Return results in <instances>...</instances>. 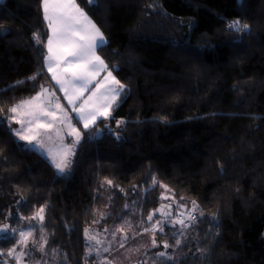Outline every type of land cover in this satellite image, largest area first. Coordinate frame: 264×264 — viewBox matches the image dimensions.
Instances as JSON below:
<instances>
[{"label": "trees", "instance_id": "16d2710c", "mask_svg": "<svg viewBox=\"0 0 264 264\" xmlns=\"http://www.w3.org/2000/svg\"><path fill=\"white\" fill-rule=\"evenodd\" d=\"M75 2L104 35L98 53L125 95L59 175L16 139L8 112L41 86L54 93L42 0L0 3V224L31 233L25 244L0 238V264L16 245L38 264H87L85 229L159 219L161 185L172 203L198 206L162 264H264V0ZM236 20L250 32L231 30ZM41 206L44 220L32 219Z\"/></svg>", "mask_w": 264, "mask_h": 264}, {"label": "snow or ice", "instance_id": "6c2138e0", "mask_svg": "<svg viewBox=\"0 0 264 264\" xmlns=\"http://www.w3.org/2000/svg\"><path fill=\"white\" fill-rule=\"evenodd\" d=\"M94 4L95 0H91ZM42 8L44 13V20L47 22V27L50 32L45 47L47 48V55L43 57L45 65L48 71L52 73V78L60 86V90L64 92L65 98L70 105H73V111L78 114V118L83 122V128L89 129L96 125L99 117L108 119L111 117V109L113 106H118L119 98L124 95L126 85L121 83L112 73L108 70V66L100 56L96 55L97 50L106 46L107 41L97 26L88 19L87 15L76 4L75 0H42ZM229 28L231 30L243 33H249L250 28L247 24H241L239 20L233 21ZM37 44L41 43V38L38 33L33 34ZM55 69V71H54ZM59 71V75L57 72ZM101 71H106L107 76L103 81H97L95 84V90H90L91 95L85 100L79 107L75 106L76 100L83 95L84 90H88V86L96 79V76ZM67 74V75H65ZM29 79H36V76L29 77ZM23 83L22 81H18ZM79 90L78 92L75 90ZM103 89V91H101ZM47 95L48 104L43 103L42 97ZM54 93H49L46 88L41 86V91L36 96L30 98L28 101H22L19 104L13 105L8 109V112L13 114H19L21 109L27 107L28 110L24 112V116L28 117V127H25L24 120H17V123L21 124V128L15 130V134L19 136L21 140L28 141V147L35 148L37 145L43 147L40 144L38 137L40 136V129H48L53 126V122L57 120V112L62 116L59 120L60 123L66 124L70 129L68 135L74 136V141L70 146L63 149V155L57 161L55 156L52 157V163L56 167L58 173L63 174L70 169L73 161L70 156L74 154L75 147L81 140V132L75 128L71 120L64 112V108L58 101L55 103V109L52 107V98ZM39 103H34V102ZM51 116L52 121L45 123L42 117ZM10 119H15V115ZM122 121H117L119 126ZM32 125L35 127L33 128ZM119 138V137H118ZM33 141L36 143L33 144ZM155 182V178H154ZM109 185L112 181L108 180ZM162 187H166L161 185ZM183 199V198H181ZM19 203V201L17 202ZM193 211L198 207L195 201H192ZM46 206H41L39 211L32 217L36 219L39 217L41 221L44 220V212ZM162 211V210H157ZM171 216L172 213H165ZM180 216L183 213L179 214ZM203 215V213H201ZM152 214H149L148 219L151 220ZM189 220L195 221L196 217L189 212ZM180 224L182 228H186L188 225L184 219H174L173 226ZM154 230L164 231L163 222L157 221L153 225ZM119 230V229H118ZM15 230L11 229L8 224L0 226V233H5L4 239L9 238V234ZM145 231H149L145 229ZM88 230L85 229L87 239L95 240L96 238L87 235ZM183 233L181 232V235ZM31 233H20L21 239L17 241V244H25L26 236ZM97 243L99 241L97 240ZM182 241L177 239L175 246H180ZM152 246L156 247V239L153 236ZM123 247V244H121ZM164 248L173 247L168 242H164ZM9 257H13L19 264V257L16 255V248L10 249L8 252ZM160 257L166 255L165 252H159L157 254ZM171 259V258H169Z\"/></svg>", "mask_w": 264, "mask_h": 264}, {"label": "rangeland", "instance_id": "374dc122", "mask_svg": "<svg viewBox=\"0 0 264 264\" xmlns=\"http://www.w3.org/2000/svg\"><path fill=\"white\" fill-rule=\"evenodd\" d=\"M4 0H0L2 3ZM46 22V21H45ZM52 88L55 94L59 95V92L56 86L52 83ZM36 95V94H35ZM34 95V96H35ZM32 96V97H34ZM31 97V98H32ZM30 98L24 100L28 101ZM43 100V97H42ZM56 101L59 102L58 98L55 96L53 99V109H55ZM34 103H39L34 102ZM44 103V101H43ZM60 104V102H59ZM28 108L24 107L21 109L19 114L15 115L14 124L15 126L19 125L21 128V124L15 121L23 119L25 127H28L27 120L28 117L24 116V112L27 111ZM65 112V111H64ZM67 117L69 118V114L66 113ZM62 114L57 112V120L53 122V126L48 129H40V136L38 137L40 144L43 147L37 145L35 148L28 147V141L21 140L18 135L15 134L17 140L24 145L28 149H33L38 151L40 154L47 155L49 158L50 164L55 168L56 172L58 173L56 167L52 163V157L55 156L57 161L63 155V149L67 146H70L74 141V136L68 135L70 129L67 127L66 124H62L59 122ZM43 122L48 123L52 121L51 116L42 117ZM34 128L35 126L32 125ZM82 139V135H81ZM81 141V140H80ZM36 142L33 141V144ZM80 143V142H79ZM78 144L75 147L77 148ZM74 154L70 156V159L73 161ZM72 166V165H71ZM71 169V167H70ZM68 169L65 173L59 175H67L70 171ZM167 190L165 187H162L161 191V199L163 202L169 204L172 203V199L169 198ZM176 207V205H175ZM189 209V208H188ZM187 209V212H188ZM180 211L178 210L177 213ZM183 213V214H187ZM174 217V216H173ZM173 218L171 221L173 222ZM157 221H161L156 219L149 220H142L136 213H132L128 217L121 219L119 221H115L108 226L98 227V226H91L87 230V235L93 236L95 240L86 239L84 244V251H85V260L87 264H162L169 261H172L177 255L176 246L174 243L175 238L174 235L182 230L181 225H177L176 228L172 229V233L169 234L168 238H163L158 240L156 238V231L153 229V225L157 223ZM119 229V230H118ZM148 229L149 231H145ZM14 232H17V235L20 236V233H29V230L20 225L18 229H15ZM12 234V233H11ZM16 234V233H15ZM29 235L26 236V240ZM155 236L157 246H152V239ZM87 237V236H86ZM165 237V236H164ZM21 238V237H20ZM20 240V239H19ZM97 240L99 243H97ZM168 242L173 247L164 248V242ZM123 244V247H121ZM18 245L15 246L17 248ZM159 252H165L166 255L164 257H160L157 254ZM19 257V264H38L34 262V260H26V256L22 254V252L16 253ZM171 258V259H169ZM12 260L17 263V260L12 257ZM9 264V263H6Z\"/></svg>", "mask_w": 264, "mask_h": 264}, {"label": "crops", "instance_id": "0c3cea01", "mask_svg": "<svg viewBox=\"0 0 264 264\" xmlns=\"http://www.w3.org/2000/svg\"><path fill=\"white\" fill-rule=\"evenodd\" d=\"M80 8V7H79ZM43 9V8H42ZM82 11H83V9L82 8H80ZM86 15H87V13L86 12H84ZM43 15H44V13H43ZM87 17H88V19L89 20H91V18L87 15ZM92 21V20H91ZM92 23H93V21H92ZM46 24H47V22H46ZM50 35V32H49V30H48V36ZM48 54V53H47ZM96 55H98V56H100V54L98 53V50H97V52H96ZM101 57V56H100ZM101 59H102V57H101ZM106 64V63H105ZM45 69H46V71H47V74L49 75V78H50V81H51V84L53 83L55 86H56V88H57V90H58V92H59V95L58 94H55L54 95V97L56 96L57 98H58V100H59V102H60V105L64 108V111H65V113H68L69 114V119L71 120V123H72V125L75 127V128H77L80 132H81V135H82V132L83 131H86V130H88V129H84L83 128V122L82 121H80L79 120V118H78V114L76 113V112H74L73 111V105H70L69 103H68V100L65 98V96H64V92L63 91H61L60 90V86L56 83V81L52 78V73H50L49 71H48V68L46 67V65H45ZM108 70L109 71H112L109 67H108ZM54 71H55V69H54ZM112 73H113V75L115 76V74H114V72L112 71ZM57 74L59 75L60 73H59V71L57 72ZM65 75H67V74H65ZM107 76V72L106 71H101L100 72V74L98 75V76H96V79L88 86V90H84V92H83V95L82 96H80V98L78 99V100H76V102H75V106L76 107H79V105L80 104H82L85 100H87V98L91 95V91L90 90H95V84H96V82L97 81H103L104 80V77H106ZM116 77V76H115ZM117 78V77H116ZM75 91H79L78 89L77 90H75ZM101 91H103V89H101ZM124 95H125V90H124ZM123 95V96H124ZM36 96V95H35ZM122 96V97H123ZM54 97H53V99H54ZM120 99L121 98H119V101H120ZM115 106H113V108H114ZM112 108V109H113ZM111 109V110H112ZM14 115L12 114V117H13ZM102 119H105V118H103V117H99L98 118V120H97V122L98 121H100V120H102ZM12 121L14 122V120L12 119ZM16 122V121H15ZM90 128H92V127H90ZM89 128V129H90ZM17 129H19V125L17 126H15L13 129H12V131H13V133H14V136H15V130H17ZM16 137V136H15ZM17 139V138H16ZM42 156H44L48 161H49V158L47 157V155H43V154H41ZM50 162V161H49Z\"/></svg>", "mask_w": 264, "mask_h": 264}, {"label": "water", "instance_id": "95a60500", "mask_svg": "<svg viewBox=\"0 0 264 264\" xmlns=\"http://www.w3.org/2000/svg\"><path fill=\"white\" fill-rule=\"evenodd\" d=\"M238 1V4L241 5L242 4V0H237ZM88 3L89 5H92L91 3V0H88ZM116 68H114L115 70ZM49 93L50 92V88L49 87H45ZM43 101H44V104L47 105L48 104V98H47V95H45V97H43ZM52 105H53V98H52ZM99 131L97 132V135H99ZM175 208L177 210H179L180 212H183V213H186L187 212V209L188 207L187 206H181V204H177L176 207L171 205V204H167V203H160L157 208H156V214H157V217L163 221V226H164V231H159V234L160 235H164L165 234V230L166 229H172V228H175L176 225L173 226V222L171 221V219L173 218L174 216V210ZM157 210H162V211H157ZM167 212H170L172 213L171 216H168L166 215L165 213ZM4 224H8L11 228V223L10 222H7V223H4ZM4 224H0V226H3ZM6 234L5 233H0V238H3ZM11 234H9L10 236Z\"/></svg>", "mask_w": 264, "mask_h": 264}, {"label": "built area", "instance_id": "2783aa9c", "mask_svg": "<svg viewBox=\"0 0 264 264\" xmlns=\"http://www.w3.org/2000/svg\"><path fill=\"white\" fill-rule=\"evenodd\" d=\"M192 209H193V207L189 208L187 214H183L182 216L179 215L180 212L179 213H176L174 215L173 219H177V218L184 219L185 222L187 223V225H189L192 222V220H189L188 219L189 212L191 211V214L196 217V211L195 210L193 211ZM13 264H17V263L14 261Z\"/></svg>", "mask_w": 264, "mask_h": 264}, {"label": "flooded vegetation", "instance_id": "af4514ba", "mask_svg": "<svg viewBox=\"0 0 264 264\" xmlns=\"http://www.w3.org/2000/svg\"><path fill=\"white\" fill-rule=\"evenodd\" d=\"M169 204H171V205H173V206L176 205V203H175V204H174V203H169ZM177 212H178V210L175 208V210H174V215H175Z\"/></svg>", "mask_w": 264, "mask_h": 264}, {"label": "bare ground", "instance_id": "6f19581e", "mask_svg": "<svg viewBox=\"0 0 264 264\" xmlns=\"http://www.w3.org/2000/svg\"><path fill=\"white\" fill-rule=\"evenodd\" d=\"M13 260H12V257H10V260L8 261L9 264H13Z\"/></svg>", "mask_w": 264, "mask_h": 264}]
</instances>
